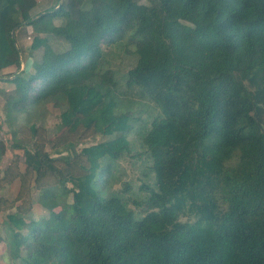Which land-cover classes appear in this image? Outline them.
Instances as JSON below:
<instances>
[{
    "label": "trees",
    "instance_id": "16d2710c",
    "mask_svg": "<svg viewBox=\"0 0 264 264\" xmlns=\"http://www.w3.org/2000/svg\"><path fill=\"white\" fill-rule=\"evenodd\" d=\"M23 26L29 51L50 36L66 49L19 71ZM109 47L132 62L125 87L158 115L141 123L122 109ZM11 66L0 112L19 124L9 143L25 172L1 180L19 179L15 201L31 185L54 192L39 199L42 218L6 213L10 264H264V0H0V72ZM49 104L57 157L43 150ZM136 129L150 182L139 197L114 189L113 173ZM88 134L105 140L63 155Z\"/></svg>",
    "mask_w": 264,
    "mask_h": 264
},
{
    "label": "rangeland",
    "instance_id": "374dc122",
    "mask_svg": "<svg viewBox=\"0 0 264 264\" xmlns=\"http://www.w3.org/2000/svg\"><path fill=\"white\" fill-rule=\"evenodd\" d=\"M40 1V0H38ZM16 42L20 48L21 56H22V64H26L25 62L29 60V64L33 59L40 60L41 57L45 59H51L55 53L61 52L66 49V43L61 38H51L48 41V44L45 46L44 50L40 49L39 51L31 52L28 47L32 41V34L29 27H21L15 32ZM106 57L110 62V65L114 69L116 73V78L120 81V88L118 92L122 98V109L130 110L134 116L140 117V122H145L151 117L159 114L158 109L154 105L153 102L149 101L147 98H142L139 90L137 89H127L124 84V80L120 77L125 74L126 70L131 67L132 62L129 60L122 50L118 47H109L105 48ZM23 65V67H24ZM30 70V69H29ZM14 70L4 72V75H1L0 78L5 77V75H9ZM31 72V71H30ZM12 85L8 83L0 84V91L11 89ZM128 101L130 103H128ZM2 105V99L0 94V107ZM1 109V108H0ZM58 115L59 110L56 106L49 104L47 106V113L44 118V128L47 134L48 139L51 140V143L46 142L45 146H43V150L48 153L51 157H57L52 154V144L55 139H57L60 135L58 130ZM2 114L0 112V141L5 143V153L0 162V239L3 240L4 230H3V221L5 220L6 213L12 212L15 207L19 209L26 210L28 208L30 214L23 213V210L19 211L22 213V217L28 222L31 221L32 218L39 219L46 215V212L40 207L39 199L43 198V196H47L50 193L54 192V189L50 188L48 190H39L35 189L33 185L29 187V195L27 192H21L22 195L17 201L18 193L20 191V181L19 179H15L12 182H3L2 172L10 167L17 169L19 173L24 174L25 172V164L23 162V154L20 150H14L10 147L9 143V135L12 131L17 130L19 128V124L15 121L14 124L7 125L3 122ZM140 124V123H139ZM138 130H134L129 136L128 139L131 141V149L130 153L125 157H122L119 161L115 163L113 173L116 177L115 180L117 182L114 184V189L122 190L123 184L128 183L132 187V195L135 197L138 196L137 188L141 184H149V180L143 176L141 162H139L136 157L133 155L138 151ZM89 137L82 140L77 147L68 153H63L66 157H75L77 156L78 150H80L84 146H89L91 144H95L99 141L105 140L101 135L88 134ZM42 144H37L40 147ZM47 180L45 177L44 181ZM13 207V208H12ZM4 211V212H3ZM7 211V212H6ZM0 264H10L7 260L6 247L3 241L0 243ZM13 264V263H12ZM15 264V263H14Z\"/></svg>",
    "mask_w": 264,
    "mask_h": 264
},
{
    "label": "crops",
    "instance_id": "0c3cea01",
    "mask_svg": "<svg viewBox=\"0 0 264 264\" xmlns=\"http://www.w3.org/2000/svg\"><path fill=\"white\" fill-rule=\"evenodd\" d=\"M19 47V46H18ZM20 49V48H19ZM28 62H29V60H27L25 63V65L24 64H22L21 63V66H20V69H19V71H25V73H29L30 71H32V62H33V60H32V62L29 64L30 66H28ZM23 65H24V67H23ZM30 69V70H29ZM10 70H16V68L14 67V66H11V67H8V68H6V69H3L0 73H1V75H4V72H6V71H10ZM14 71L12 72V73H14ZM11 74V73H10ZM10 78H12V77H8L7 75H5V77H2V78H0V84L1 83H3L4 82V80H6V79H10Z\"/></svg>",
    "mask_w": 264,
    "mask_h": 264
}]
</instances>
